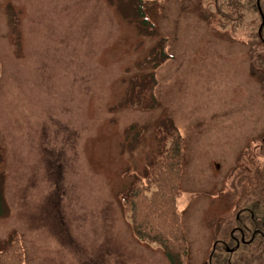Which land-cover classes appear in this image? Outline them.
<instances>
[{"label": "rangeland", "instance_id": "obj_1", "mask_svg": "<svg viewBox=\"0 0 264 264\" xmlns=\"http://www.w3.org/2000/svg\"><path fill=\"white\" fill-rule=\"evenodd\" d=\"M131 1L0 0V246L17 232L25 264H168L132 234L122 196L171 123L186 143L187 264H205L252 161L264 162L258 16L141 0L142 26ZM159 43L169 58L144 109L131 90Z\"/></svg>", "mask_w": 264, "mask_h": 264}, {"label": "trees", "instance_id": "obj_2", "mask_svg": "<svg viewBox=\"0 0 264 264\" xmlns=\"http://www.w3.org/2000/svg\"><path fill=\"white\" fill-rule=\"evenodd\" d=\"M213 2L216 11L223 16L239 18L244 11L255 13L261 25L259 41L264 45V22L261 24L262 20L264 21V0H213ZM131 3L135 8L138 22L146 26L147 20L143 18L141 9L142 1L132 0ZM168 58L165 44L159 43L152 51L150 59L152 71L146 73L143 81L139 85H134L131 90L132 100L144 109L155 105V88L158 82L155 69ZM161 138L164 144L147 162L141 178L129 186L122 196V203L127 212L129 228L138 241L158 247L168 264H187V242L177 203L185 161V138L173 123L165 128ZM243 185L240 190L245 191L237 197L230 216L225 217L229 227L226 225L224 230L220 225L222 227L215 230L214 238L228 235L226 231L239 225L244 229L247 236L245 239L252 238L253 242H250V245L256 242L264 244V162L252 161L251 172L245 177ZM4 210L0 189V215ZM233 246L234 242L226 246H216L206 264L210 263L211 257L213 261L216 252H225ZM243 247L240 246L238 249ZM218 261L227 264L225 260ZM0 264H25L24 245L21 236L15 231L11 232L0 246Z\"/></svg>", "mask_w": 264, "mask_h": 264}, {"label": "flooded vegetation", "instance_id": "obj_3", "mask_svg": "<svg viewBox=\"0 0 264 264\" xmlns=\"http://www.w3.org/2000/svg\"><path fill=\"white\" fill-rule=\"evenodd\" d=\"M225 226L229 227L228 223L224 224V227H222L224 228V230H225ZM243 226H245V224H243ZM225 233L228 235H221V237L218 236V238H213V241L211 243L212 244L211 251H209L207 255V260L205 264L208 262V259L210 258V255L212 251L216 248V246L218 245L226 246L232 242H234L233 247H236L237 249L232 247V248L226 249L225 252H220V251L216 252V254L213 257V261L211 257L209 264H222L218 260H221V261L225 260L227 264H242V262L245 264H253L252 258L256 257L255 253H258V254L261 253V256L264 255V248H263L264 244L261 242H256L250 245L249 243L253 242L252 238L250 240L245 239L247 238V236L244 233V229L241 228L239 225L229 229V231H226ZM257 243H259L260 248H258V250L256 251H253L252 245H255ZM240 246H244V247L241 249H238V247Z\"/></svg>", "mask_w": 264, "mask_h": 264}, {"label": "water", "instance_id": "obj_4", "mask_svg": "<svg viewBox=\"0 0 264 264\" xmlns=\"http://www.w3.org/2000/svg\"><path fill=\"white\" fill-rule=\"evenodd\" d=\"M263 20H262V23L261 24H263ZM260 28H261V25H260V27L258 28V34H259V32H260Z\"/></svg>", "mask_w": 264, "mask_h": 264}]
</instances>
